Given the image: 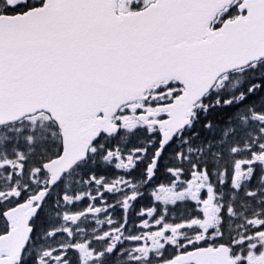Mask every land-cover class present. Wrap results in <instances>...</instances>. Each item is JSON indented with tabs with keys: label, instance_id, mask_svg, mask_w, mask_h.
<instances>
[{
	"label": "snow or ice",
	"instance_id": "1",
	"mask_svg": "<svg viewBox=\"0 0 264 264\" xmlns=\"http://www.w3.org/2000/svg\"><path fill=\"white\" fill-rule=\"evenodd\" d=\"M0 264H264V0H0Z\"/></svg>",
	"mask_w": 264,
	"mask_h": 264
},
{
	"label": "flooded vegetation",
	"instance_id": "2",
	"mask_svg": "<svg viewBox=\"0 0 264 264\" xmlns=\"http://www.w3.org/2000/svg\"><path fill=\"white\" fill-rule=\"evenodd\" d=\"M152 200L151 197V188H149L144 195L143 199H140L138 202H136L135 205V211H139L140 208L143 207H151L152 203H150V201ZM134 224H139V218L138 217H134L133 221Z\"/></svg>",
	"mask_w": 264,
	"mask_h": 264
},
{
	"label": "rangeland",
	"instance_id": "3",
	"mask_svg": "<svg viewBox=\"0 0 264 264\" xmlns=\"http://www.w3.org/2000/svg\"><path fill=\"white\" fill-rule=\"evenodd\" d=\"M107 169L105 172V175L106 176H109V178H114L115 176L118 177V176H123L125 170H122V169H116L115 168V165H109L107 166Z\"/></svg>",
	"mask_w": 264,
	"mask_h": 264
},
{
	"label": "trees",
	"instance_id": "4",
	"mask_svg": "<svg viewBox=\"0 0 264 264\" xmlns=\"http://www.w3.org/2000/svg\"><path fill=\"white\" fill-rule=\"evenodd\" d=\"M159 181H160V182H163V183H166V182H167L166 178H164V177H160V178H159ZM184 205H187V206H185L184 208L187 207L189 210H191V208H193L195 204H194L193 202H187V204H184ZM181 206H182V205H180V207H181ZM184 208H183V206H182V208H181V209H178V211H183Z\"/></svg>",
	"mask_w": 264,
	"mask_h": 264
}]
</instances>
